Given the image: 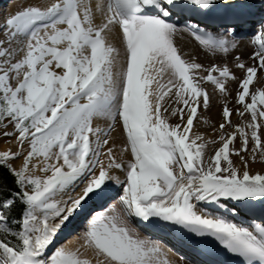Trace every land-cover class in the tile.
Segmentation results:
<instances>
[{
    "label": "snow or ice",
    "instance_id": "snow-or-ice-1",
    "mask_svg": "<svg viewBox=\"0 0 264 264\" xmlns=\"http://www.w3.org/2000/svg\"><path fill=\"white\" fill-rule=\"evenodd\" d=\"M0 28V135L16 143L0 150V173L12 181L0 175V264H171L133 217L145 229L212 237L239 264H264V208L257 220L254 208L241 207L264 200V174H250L243 155L242 173L230 159L248 151L250 136L252 158L259 151L264 160V88L250 89L264 70V0H52L23 6ZM182 33L214 55L248 39L252 63L237 53L242 77L227 64L205 68L177 46ZM230 78L242 109L225 102L205 167L194 118L207 123L198 117L210 104L206 85L227 95ZM233 111L250 119L233 124ZM115 124L122 147L110 137ZM237 136L240 147L230 148ZM117 149L130 159H117ZM78 225L75 247L56 244ZM202 264L228 261L210 251Z\"/></svg>",
    "mask_w": 264,
    "mask_h": 264
},
{
    "label": "bare ground",
    "instance_id": "bare-ground-1",
    "mask_svg": "<svg viewBox=\"0 0 264 264\" xmlns=\"http://www.w3.org/2000/svg\"><path fill=\"white\" fill-rule=\"evenodd\" d=\"M50 2H52V0H7L6 2H3V4L2 3L0 4V6L2 5V7H0V25H3L5 19L7 18L8 15L14 13L15 11H17L18 9L22 8L25 5H28V4L47 5ZM89 2L92 4L93 7H95V5L97 3H103L104 0H89ZM101 19H102L101 14L94 13V22L95 23H99L101 21ZM1 29L2 28H0V30ZM0 39H4L3 33L0 34ZM110 39H111L112 43H114L117 47H120L119 39H118V37L115 36V33H113L110 36ZM176 44L186 54L187 58H195L196 62L201 63L202 65L205 66V68L210 66L212 63L219 64L218 62L221 59L226 58V60H229L232 58L233 55H237V53H239L240 58L242 60L244 59V62L246 64L250 65L252 63L251 52L253 51V46L251 45L250 40H246V41L241 40L235 51L229 52L228 54L216 53L215 55L210 53V52H207L206 50L199 47L198 43L195 42V40L193 38H191L187 33H182V34L178 35L176 37ZM228 66H229L230 71H232L236 77H242L243 72L240 69L234 67L233 64H229ZM261 71H259L258 77L254 78V81H253L254 84L259 81V78L261 77V74H262ZM202 74H206V73L202 72ZM252 85L253 84H251V86ZM206 87H207V90H208L209 96H210V104H209L207 109L202 107L203 105L201 107L199 106L198 117L201 115L207 117V123H205V121L202 119L194 118V125L192 128V132L203 134V139L205 141V149H204L205 167L207 165L209 157L214 153L215 149L218 146L217 144H213V142H211V141H214V143H215V141L220 142L217 137L219 135V124L222 122V108H223L225 102H227L228 107H230L232 109H236L237 107H241V109H242V106L238 105L236 103V100H235V94H236V91L238 89V80L229 79V81L227 82V88H228V94L227 95H221L218 90H217V92L214 91L215 93H213L212 92L213 85H211L210 83L207 84ZM259 88H264V82H263L262 86H260ZM236 118H237L236 112L233 111L231 113V120H232L233 124H238L241 122V120H245V121L249 120L250 115H249V113L245 112L243 117L240 116V117H238L237 120H236ZM104 124H105L104 120H97V121L93 122V126H96V125L104 126ZM116 127L117 126L115 125L114 129L110 133V137H111L112 141L116 142L117 144L121 145V147H122V143H123L125 137L122 134V128L120 129V128H116ZM259 132L261 135V139L264 140V124H262L261 128L259 129ZM240 143H241V141L239 139V136H237L236 138H234V140L232 142H230V148H232V147L239 148ZM6 146L3 147V150L7 149ZM251 149H252V142H251V137L249 136L248 152L243 153V154L240 153L239 155H237L236 153L230 152V159L232 160L233 165L237 166L238 170L240 172H242L243 171V167H242L243 165H242L241 160H240V155H243L244 159L247 160V162H248L247 167L249 169V173L254 172L255 169L260 170V171H264V160H262L260 158L259 151H257V153L255 154V158L253 159ZM114 153L117 156V159H124V160L130 159V153H128V152H125L124 155L121 156L119 149H117V150H114ZM101 159H103V156ZM20 162H21V160L19 159V160L15 161V163H13V165H18ZM239 163H241V164H239ZM113 201H114V199H113ZM199 206L201 208L207 207V208H209V210H211L210 208L214 207L213 205H205L204 203H201ZM256 206H259V208H257V210L259 212H260L261 208H264V204H261V205L257 204ZM241 207H243L245 209L248 208V206H244V205H241ZM98 210H99V208L95 209L94 211H98ZM239 216H240L239 218H242V220H245V218L242 217V215H239ZM168 230L170 232L174 231L169 226H168ZM64 231H61L58 234V236L60 234L64 233ZM174 233H176V232H174ZM77 235L78 234L67 236L66 237L67 239L64 237L63 240H61V241L59 240L60 242L59 243L57 242V243L59 245H61V244L66 245L67 247H75L76 244L79 243V241L75 239L77 237ZM141 235H143V234H141ZM209 238H212V237H209ZM62 241H63V243H61ZM69 242H71V243H69ZM163 248L167 251V259L171 262V264H182L180 261L176 260V258H175L176 256L170 251V248H168V247H163Z\"/></svg>",
    "mask_w": 264,
    "mask_h": 264
},
{
    "label": "rangeland",
    "instance_id": "rangeland-1",
    "mask_svg": "<svg viewBox=\"0 0 264 264\" xmlns=\"http://www.w3.org/2000/svg\"><path fill=\"white\" fill-rule=\"evenodd\" d=\"M3 33V31H2V29L0 30V34H2ZM13 47H16L17 45L15 44V42H13V45H12ZM19 55H20V53H17V57L16 58H18L19 57ZM235 56L236 55H233L232 56V58L231 59H229V60H226V58L225 59H221L218 63L219 64H221V65H224V64H227V65H229V64H233L234 63V59H235ZM243 61H244V59H243ZM236 68H238V67H236ZM239 69V68H238ZM262 72V74H261V77L259 78V81L257 82V83H252L253 85L250 87V89L252 90V91H254L256 88H259L260 86H262V84H263V82H264V70H262L261 71ZM231 79V78H230ZM13 83H15V81H13ZM214 91H216L217 92V90H215L214 89V86H213V88H212V92L213 93H215ZM202 106V104L200 105V107ZM203 107V106H202ZM236 116H237V118H236V120L238 119V117H240V115H238L237 113H236ZM170 122H177V120H176V117H170ZM117 127L116 128H122L119 124L117 125V124H115ZM115 125H113V129H114V127H115ZM104 126H106V122H105V124H104ZM104 126H101V127H104ZM10 128H11V125H9V130H10ZM233 129H231V128H227L226 129V131H232ZM218 142V141H217ZM216 141H215V143H213V144H217L218 146H219V143L220 142H218L217 143ZM7 145V146H6ZM4 146H6L7 147V149H11L12 151H15L16 150V143H15V136H3V135H0V150H3V147ZM9 146V147H8ZM217 146V147H218ZM27 148V145H25V149ZM6 150V149H5ZM246 152H248V151H245V152H242V154L243 153H246ZM129 153V152H128ZM237 155H239V154H237ZM102 158V157H101ZM22 159V158H21ZM17 160H19V159H17ZM17 160H13V161H11L12 163H15V161H17ZM240 162V161H239ZM239 164H241V163H239ZM247 166H248V162H247ZM243 167V166H242ZM248 171H249V169H248ZM242 173V172H241ZM255 173H261V174H264V171H260V170H257V169H255L254 170V172H252V173H250V174H255ZM264 202V200H257V201H255V202H253L252 204H250L251 206H253V205H257V204H261V203H263ZM255 205V206H256ZM75 234H77V233H75ZM66 238V237H65ZM61 241V240H60ZM59 241V242H60ZM58 241H56V244H58L57 243ZM61 243H63V241L61 242ZM60 243V244H61ZM59 245V244H58ZM55 246V245H54Z\"/></svg>",
    "mask_w": 264,
    "mask_h": 264
},
{
    "label": "trees",
    "instance_id": "trees-1",
    "mask_svg": "<svg viewBox=\"0 0 264 264\" xmlns=\"http://www.w3.org/2000/svg\"><path fill=\"white\" fill-rule=\"evenodd\" d=\"M0 175L6 176V172L0 173ZM6 178H7V183L9 184V186H11V184H12L11 177L10 176H6Z\"/></svg>",
    "mask_w": 264,
    "mask_h": 264
}]
</instances>
